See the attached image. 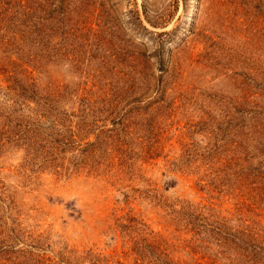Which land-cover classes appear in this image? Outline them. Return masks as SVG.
Listing matches in <instances>:
<instances>
[{"label": "rangeland", "instance_id": "obj_1", "mask_svg": "<svg viewBox=\"0 0 264 264\" xmlns=\"http://www.w3.org/2000/svg\"><path fill=\"white\" fill-rule=\"evenodd\" d=\"M0 264H264V0H0Z\"/></svg>", "mask_w": 264, "mask_h": 264}]
</instances>
